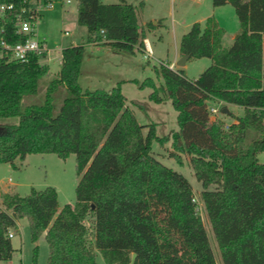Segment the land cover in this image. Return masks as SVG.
I'll return each mask as SVG.
<instances>
[{"label": "trees", "instance_id": "1", "mask_svg": "<svg viewBox=\"0 0 264 264\" xmlns=\"http://www.w3.org/2000/svg\"><path fill=\"white\" fill-rule=\"evenodd\" d=\"M4 1L14 9L0 13V43L15 44L28 36L16 27L20 7L28 4ZM77 3L86 33L82 42L64 46L56 76H48L43 55L21 61L0 46V162L16 167L29 153H75L79 177L75 202L62 207L51 185L3 194L0 260L13 257L9 233L27 218L33 242L45 235L48 264H100L97 251L115 264H217L191 182L153 154V140L167 137L138 121L122 81L109 89L79 82L87 43L136 54L144 50L146 27L156 25L142 24L138 7L127 0ZM227 3L240 22L230 45L214 16L194 22L181 37V55L212 61L197 78L160 60L155 71L163 83L146 82L152 99L162 101V91L177 110L170 156L190 155L223 264H264V162L258 158L264 150V0H213L214 6ZM209 100L239 105L243 114L229 125L212 120Z\"/></svg>", "mask_w": 264, "mask_h": 264}, {"label": "rangeland", "instance_id": "2", "mask_svg": "<svg viewBox=\"0 0 264 264\" xmlns=\"http://www.w3.org/2000/svg\"><path fill=\"white\" fill-rule=\"evenodd\" d=\"M128 1L138 7L142 24L146 21L157 26L156 37L153 39L154 54L150 55L142 51L136 54H114L106 45L92 48L86 44L79 82L84 88L109 89L122 81V90L138 121L153 125L158 136L167 137L163 143L153 140V154L166 165L182 172L191 182L197 198V209L205 225L215 259L217 264H223L220 247L201 199L202 186L195 177L190 155L186 152L182 153L181 159L170 156V151L173 149L171 136L175 130L179 129L177 110L172 100L162 91L160 92L162 101L152 99L150 97L152 88L146 79L151 77L156 86L163 83L161 76L156 74L155 66H159L160 60L173 62L177 39L179 40V37L173 34L175 28L179 35L180 32H187L194 22L204 23L209 16H214L225 29L223 38L224 43L228 45L233 42L232 34L240 29L239 19L232 4L214 6L213 0H148L144 5H140L138 0ZM63 3L64 0H53L51 7L42 9L35 24V38L46 40L51 51L49 56L57 55L60 48L72 41L82 42L86 33L85 26L78 23L77 0H71V2L65 0ZM149 30L151 31L149 27H146V31L150 32ZM160 35L163 39L159 38ZM146 36L151 34L146 32ZM46 57L47 54H44L40 60L41 63L45 64ZM53 61L48 66L51 71H49V77L56 76L58 74L56 70L62 64H58L55 59ZM211 63L208 57L191 58L188 59L185 68L179 67L184 69L189 79H194ZM175 67L178 68V66ZM48 76L43 78V89L37 95L39 102L44 101ZM122 78H134V80L123 81ZM208 107L212 120L221 119L227 125L235 121L233 115L243 114L241 106L221 100H209ZM212 108H216L217 111L213 112ZM226 108L227 111H224ZM258 158L264 162V150L258 153ZM78 181L75 153H71L66 158L56 153H29L25 159L16 160V167L10 163L0 162V204L4 194L3 189L8 188L10 193L18 192L21 195H27L32 187L44 189L51 185L56 187L59 206L62 207L65 203L75 202ZM19 221L18 230L11 229L14 233L11 238L12 243L16 248L14 255L10 260H0V264H48L49 248L45 235H41L37 242H33L27 218H20ZM88 225V241L93 245L94 229L90 222ZM35 245L38 246L36 256ZM96 259L100 264H115L107 263L99 251L96 253Z\"/></svg>", "mask_w": 264, "mask_h": 264}, {"label": "built area", "instance_id": "3", "mask_svg": "<svg viewBox=\"0 0 264 264\" xmlns=\"http://www.w3.org/2000/svg\"><path fill=\"white\" fill-rule=\"evenodd\" d=\"M28 4V7L21 6L18 13V19L16 27L21 34H27L28 36L18 41L15 44H10L6 41H1L0 46L9 51L13 58L21 61H26L31 53H38L44 55L49 51L47 43L45 41L35 38V24L41 15V11L44 7H51L53 0H23ZM71 0H66L70 2ZM14 9V3L12 2H0V13H4L7 10ZM28 12V16L24 17L23 13ZM147 53H151V49L146 45ZM213 112H216V108H212ZM197 203V198L193 199ZM9 235L12 237L14 233L10 231Z\"/></svg>", "mask_w": 264, "mask_h": 264}, {"label": "crops", "instance_id": "4", "mask_svg": "<svg viewBox=\"0 0 264 264\" xmlns=\"http://www.w3.org/2000/svg\"><path fill=\"white\" fill-rule=\"evenodd\" d=\"M119 0H103V2H105V3H112V2H118ZM128 1V0H127ZM138 1H141V0H138ZM148 0H144V4H146V2H147ZM71 2V1H70ZM129 2V1H128ZM64 3H65V0H64ZM63 3V4H64ZM77 5H78V3H77ZM78 7V6H77ZM138 12H140L139 11V9H138ZM143 24H145V26H146V21H143ZM150 31V30H149ZM157 31V26L156 27H154L153 29H151V31L150 32H148V31H146L147 33H149V34H151V36H146V38L144 39V50L142 51V52H147L146 51V45L147 46H149V48L151 49V51H152V53H149L150 55L151 54H154V48H153V39L156 37V35H155V32ZM83 32H84V29H83ZM85 32H86V28H85ZM238 32V31H237ZM237 32H234L233 34H232V41H233V39H234V36H235V34L237 33ZM185 32L183 31V32H180V34L178 35V33H177V31H176V28L174 29V31H173V34H174V36H176L177 35V37H179V40L177 39V41H178V43H177V45H176V50H175V58H174V60H173V62H171L170 63V66L172 67V68H174V69H176L177 67H175V66H178V68H179V65L177 64V62L179 61V59H180V57L182 56L181 54H180V50H179V47H180V40H181V37H182V35L184 34ZM148 35V34H147ZM176 37V38H177ZM159 38H161V39H163L162 38V36L160 35V37ZM43 41H45V43H47L46 42V40L45 39H42ZM70 43H72V44H77L78 42H75V41H72V42H70ZM223 43H224V38H223ZM231 44V43H230ZM230 44H228V45H230ZM87 45H90L92 48H99V47H102V45L101 44H99V43H87ZM224 45H226V46H228L227 44H225L224 43ZM110 50H111V52L112 53H114V54H124L125 52H117V51H115V50H113V49H111V47H109V46H107ZM106 47V48H107ZM64 47H62V48H60V51L58 52V54L57 55H53V54H51L50 56H49V53L51 52L50 51V49H49V51L48 52H46L45 54H47V57H46V61H45V64H47L48 66H50V62H54L53 60L55 59L56 61H57V63L58 64H60V63H62L61 61H62V49H63ZM89 60L91 59L90 57L88 58ZM187 63H188V60L186 61V64L184 65V66H182L183 68H185V66L187 65ZM60 68H61V65H59V68H58V70H56V72H58L59 70H60ZM49 71H50V69H49ZM51 72V71H50ZM55 76V75H54ZM123 79V81H130V80H134V78H122ZM115 85V84H114ZM3 192L4 193H7V192H11L10 190H8V188L7 189H3ZM17 224L18 225H20V221L18 220L17 221ZM14 236V235H13ZM12 236V237H13Z\"/></svg>", "mask_w": 264, "mask_h": 264}, {"label": "water", "instance_id": "5", "mask_svg": "<svg viewBox=\"0 0 264 264\" xmlns=\"http://www.w3.org/2000/svg\"><path fill=\"white\" fill-rule=\"evenodd\" d=\"M188 59H189V56H188L187 54L182 55V56L180 57L179 61L177 62V64H178L179 66H184V65L186 64V61H187ZM224 111H227V108L224 109ZM135 256H136V255L133 254L132 261L134 260Z\"/></svg>", "mask_w": 264, "mask_h": 264}]
</instances>
